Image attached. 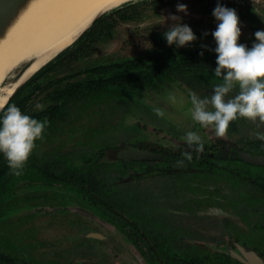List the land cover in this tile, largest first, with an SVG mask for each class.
Masks as SVG:
<instances>
[{
  "label": "flooded vegetation",
  "instance_id": "flooded-vegetation-1",
  "mask_svg": "<svg viewBox=\"0 0 264 264\" xmlns=\"http://www.w3.org/2000/svg\"><path fill=\"white\" fill-rule=\"evenodd\" d=\"M226 1V7L236 10L240 29L244 28L246 22L245 29H250L249 20H245V11L254 13L258 9L254 7L253 10L246 5L250 1L253 3L262 0ZM222 2L226 3L224 0ZM212 3L217 6L218 1ZM136 9L138 11V6ZM128 16V19H119L118 22L134 21L137 17L133 13ZM118 22H104L107 27L104 37L93 43L92 54L85 59L86 67L78 68V73H74L71 79L58 78L55 85L51 84L58 70L49 73L43 71L48 62L2 107L6 110L14 102L28 97L24 108L21 105L18 108L34 119L51 107L56 109L58 106V110L55 112L54 121H48L43 138L35 141L36 146L23 167L22 174L16 176L9 170V175L0 186L3 192L0 198V264L31 263L15 255L18 246L9 238L3 237L1 230L3 219L12 208L9 197L21 183L45 188L60 186L64 197L61 204L69 206L72 201L74 205L89 211L105 223L117 226L120 234L131 242L145 264H264V163L259 162L264 161V141L257 139L255 135L245 145L229 136L218 138L206 135L201 138L204 151L197 153L195 146L189 148L182 139L192 130L190 122L183 123V132L178 131L181 127L177 126L168 125L163 128L166 133L164 140L171 143L170 148L163 145L146 146L134 141L119 150L109 145L80 153H54L50 158L44 155L34 156L37 149L43 148L52 139L54 129L58 133L63 126L66 127L71 124L70 121H74L72 114L77 111V105L80 108L86 106L81 101L84 98L110 100L115 96L127 98L151 91L163 97L174 96L175 102L178 98L184 102L187 100L186 107L189 111L192 107L189 91L195 92L201 99L210 98L214 86L223 83L221 77L214 75L217 67V44L207 43L203 38L194 41L195 45L192 47H177L175 44L169 46L163 32L158 35L159 43L165 47L160 53L95 57L96 49L107 40L109 32L118 26ZM256 42L255 37H240L238 40L239 44L249 49ZM166 52L173 54V66L167 70L164 69L165 63L162 59ZM87 59L91 61L90 64L86 63ZM178 59H182L181 63L176 62ZM79 60L80 58L76 59L74 64ZM128 61L134 63L131 69L120 67L117 70H125L127 73L123 78H130L133 80L131 83L122 80L119 85H107L100 93L95 92V86L88 87L87 84L86 88L81 89L80 86L86 80L102 74L107 78L111 74V71L97 70V73L93 69ZM154 73L158 76L165 74V79L153 77L157 76ZM76 84L80 89L74 90V95H69L65 100L57 97L69 86ZM169 84H172V88ZM238 93L237 85L227 98L235 97ZM169 101L173 103L172 100ZM2 113L0 111V116ZM189 118L199 131L202 127L192 117ZM242 119L237 118L232 124ZM43 120L45 119H40ZM157 123L158 121L155 127L159 128L160 123ZM75 125L78 126V123ZM130 147L141 148L144 152H151V155L147 158L120 156ZM184 152H191L193 159L190 162L185 159L182 165H178L177 161L182 159ZM2 158L4 162L7 161L3 154ZM255 168L259 172L251 171ZM144 178L153 180L150 187H139L141 183L137 180ZM133 181L138 185L132 184ZM147 190L150 191L152 200H149L151 197L146 194ZM164 191L180 195L181 198L177 201L175 197H168L166 202L161 203L159 198L163 197ZM153 223H161L162 227L159 225L158 228ZM186 225H190V228ZM191 232L194 233L193 236ZM90 235L101 237L99 233ZM139 261V256L134 254L131 261L124 264H137ZM44 264L71 263L54 261Z\"/></svg>",
  "mask_w": 264,
  "mask_h": 264
},
{
  "label": "rangeland",
  "instance_id": "rangeland-1",
  "mask_svg": "<svg viewBox=\"0 0 264 264\" xmlns=\"http://www.w3.org/2000/svg\"><path fill=\"white\" fill-rule=\"evenodd\" d=\"M214 1H218L224 7L228 4L226 0H224L226 3L222 0H137L131 3L138 6L136 19L118 22V26L109 32L107 40L98 46L94 56L97 58L108 55L136 56L139 55L138 53L154 55L162 52L165 47L159 43L158 35L167 32L172 26L173 21L169 18L172 15L178 16L182 25H190L198 40L203 38L207 43L215 42L212 33L219 22L212 14L216 8L214 6L216 3H212ZM250 2L246 6L258 10H254L255 14L245 11V20H249L250 29L248 27L245 29L246 22L241 29L240 37H255L256 31H264V0ZM178 4L187 6V14L177 11ZM124 6L130 4L122 7ZM113 11H108L107 14ZM189 45L194 46V41ZM86 63L90 64L91 61L87 59ZM26 64L28 65L24 63L18 67L4 84L14 82L27 66ZM84 67H86L85 59H80L76 65L74 62L70 65L65 64L62 71L55 73L56 77L53 81L57 82L58 78L71 79L74 73H78V68ZM227 96L225 100L234 98ZM176 100L178 101L173 102L174 104L170 103L168 96L163 97L151 91L127 98L115 96L110 100L84 98L81 101L86 106L80 108V105H77V111L72 114L74 121H70L71 124H67L66 127L63 126L58 133L54 129L52 139L43 148H36L34 156L44 155L50 158L54 153H80L87 149L96 150L109 145L119 150L134 141L146 146L163 145L170 148L171 143L164 140L166 133L163 132V128L168 125L177 126L181 127L178 131L183 132V123L190 124V122L191 132H196L201 138L206 135L216 136L212 127L200 128L198 131L189 118L191 114L186 107L187 100L185 102L179 98ZM131 104L132 106H128ZM157 108L163 110V117L155 114L154 109ZM157 121V124L160 123L159 128L155 127ZM75 123H78V126ZM258 123L259 121L252 122L245 118L238 123L230 122L226 136L241 144H248L247 140H251L254 133H264V125L257 128ZM86 127L90 129L87 130ZM251 171L259 172L256 168ZM137 181L141 183L139 187H150V182L153 180L144 178ZM131 183L138 185L135 181ZM146 194L151 197L149 190ZM62 195L63 190H60V186L45 188L30 183L19 184L10 195L9 205H12V208L3 219L1 230L3 237L9 238L18 246V252H15L17 257L31 262L30 264L54 261L71 264H124L131 261L136 254L140 258L137 264H145L131 242L120 234L117 226L105 223L89 211L74 205L72 201L69 206L61 204L60 201L64 198ZM162 195L163 197L159 198L161 203L166 202L168 197H175L177 201L181 198L180 195H172L168 191ZM153 225L162 227L161 223H153ZM190 225L186 226L190 228ZM91 233H99L101 237H93ZM191 234L193 236L194 233Z\"/></svg>",
  "mask_w": 264,
  "mask_h": 264
},
{
  "label": "clouds",
  "instance_id": "clouds-1",
  "mask_svg": "<svg viewBox=\"0 0 264 264\" xmlns=\"http://www.w3.org/2000/svg\"><path fill=\"white\" fill-rule=\"evenodd\" d=\"M178 12L187 14V6L177 5ZM213 16L219 22L212 36L217 44V54L214 70L216 77H221L223 83L214 86L211 97L201 99L193 91L188 96L192 107L189 109L193 121L202 128L212 127L218 138L226 136L230 122L238 117L264 125V31L255 32L256 43L251 49L238 40L241 35L240 21L235 9L221 6L219 3L213 10ZM173 24L164 37L169 46L185 47L197 38L188 25H182L176 15L169 17ZM202 54V53H201ZM239 86V93L234 98L225 100V97ZM175 102V97L170 96ZM211 109V110H209ZM0 153L8 162L11 174L19 176L29 159L35 141L42 139L43 132L48 124L47 120H37L11 105L6 111L0 108ZM157 116L163 117V110L154 109ZM257 139L264 141V133H254ZM182 139L189 148L195 146L197 153H203L204 145L196 132H187ZM193 159L191 152L182 153V159L177 161L182 165L184 160Z\"/></svg>",
  "mask_w": 264,
  "mask_h": 264
},
{
  "label": "bare ground",
  "instance_id": "bare-ground-1",
  "mask_svg": "<svg viewBox=\"0 0 264 264\" xmlns=\"http://www.w3.org/2000/svg\"><path fill=\"white\" fill-rule=\"evenodd\" d=\"M124 1L29 0L0 37V107L23 78L70 44L99 13ZM24 63L28 68L14 82L4 84Z\"/></svg>",
  "mask_w": 264,
  "mask_h": 264
},
{
  "label": "trees",
  "instance_id": "trees-1",
  "mask_svg": "<svg viewBox=\"0 0 264 264\" xmlns=\"http://www.w3.org/2000/svg\"><path fill=\"white\" fill-rule=\"evenodd\" d=\"M136 4H130V6H124L121 7L119 9H117L116 11H113L109 14H105L103 15L101 18H99L94 25L92 26V28L85 32L73 45L74 46H70L67 49H65L64 51H62L59 55H57L54 59H52L48 65H46V67L43 68V71H48L49 72H53L54 70H61L63 68V66L66 64H72L76 59H86L87 57L91 56L92 54V49H93V43L97 42L99 40H101L106 32V26L104 24V22H106L107 24H110V21L112 22L111 24H114L119 21V19L124 20L125 18H129L128 14L129 13H133L134 15H136L138 13L137 9H136ZM133 11V12H131ZM127 18V19H128ZM110 27V26H109ZM77 43V45H76ZM75 48V49H74ZM163 62L165 63L164 65V69L167 70L168 68H172L173 64L171 63V61H173V54L171 52H166L165 55L162 56ZM55 61H58L57 63H55ZM182 59H178V63H181ZM65 63V64H64ZM177 63V64H178ZM132 64H134L131 61H128L126 63H114L112 65H105V66H99L97 67V69H93L96 70L95 72L99 73L97 70H102L104 72L106 71H111V74L108 75V77L106 78L104 76V74H102V76H97V78H90L87 83L85 81L84 85H81V89L86 88V84L88 85V87H93L95 86V92L96 93H100L102 91H104L105 87L107 85L113 86V85H119L121 84L122 80H126L127 83H131L130 78H123L124 75L127 73L125 70H117L120 67H125L126 70L131 69L133 66ZM162 66V65H161ZM117 70V71H116ZM163 70V69H162ZM125 72V73H124ZM99 75V74H98ZM154 75L157 76H153V77H157L158 79H165V74H163V76L160 74V76H158V74L154 73ZM164 78V79H163ZM161 80V81H162ZM145 81V80H144ZM57 82H51V84L55 85ZM85 86V87H84ZM76 89H80L79 85L76 84L75 86H69V88L65 89L64 91H62L61 93L58 94V98H65L68 97L69 95H74V90ZM28 97H25L23 99H20L17 101V99H14L17 102H14L15 106H20L23 107L24 103L28 100ZM13 105V104H12ZM11 106V105H10ZM24 108V107H23ZM22 108V110H23ZM58 110V106L55 109V107H51L49 108L47 111L45 112H41L40 114H38V116L36 117L37 119H45L47 121H49V123L52 121H54L56 113ZM6 111V110H5ZM3 115V113L1 114V116ZM54 116V118H53ZM53 124V123H52ZM68 164V163H67ZM9 166H8V162H4V159L2 158V154H0V186L1 184H3V180L6 178L9 171ZM3 196V192H1L0 190V198Z\"/></svg>",
  "mask_w": 264,
  "mask_h": 264
},
{
  "label": "water",
  "instance_id": "water-1",
  "mask_svg": "<svg viewBox=\"0 0 264 264\" xmlns=\"http://www.w3.org/2000/svg\"><path fill=\"white\" fill-rule=\"evenodd\" d=\"M28 1L29 0H0V37H2L5 34V32L8 29L10 23L17 17V15L20 12V10L26 5V3ZM136 1L137 0H127V1H124L122 3H119L118 5L113 6V7L109 8V9L104 10L103 12L99 13L91 21V23L86 28H84L82 31H80L75 36L74 40L70 44H68L61 51H59L55 56H53L50 60H48L44 65H46L48 62H50L52 59H54L62 51H64L65 49H67L68 47H70L71 45H73L85 32L89 31L92 28V26L94 25V23L99 18H101L103 15L107 14L108 11L116 10V9L122 7L123 5L131 4V3H134ZM30 64L31 63L29 62V65L28 66H30ZM44 65L38 67L32 74H30V75L26 76L25 78H23L21 80V82L19 83V85L15 88V91L13 92V94L18 89H20L26 83V81L32 75H34V73H36L39 69H41ZM28 66H26L24 68V70L27 69ZM11 96H10V98H11ZM9 99H8V101H9ZM0 108H2V107H0ZM129 154H131V155H129ZM150 155H151V152H144L141 148H134V147H130L128 149V151H124L123 153L120 154V156H122V157H126V156L128 157L129 156V157H133V158H147V157H150ZM259 162L264 163L263 160L262 161H259Z\"/></svg>",
  "mask_w": 264,
  "mask_h": 264
}]
</instances>
